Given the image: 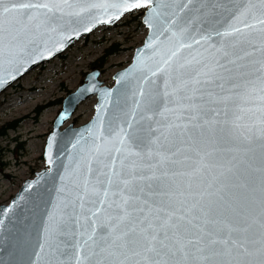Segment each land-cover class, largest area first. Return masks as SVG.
Segmentation results:
<instances>
[{
	"label": "snow or ice",
	"instance_id": "6c2138e0",
	"mask_svg": "<svg viewBox=\"0 0 264 264\" xmlns=\"http://www.w3.org/2000/svg\"><path fill=\"white\" fill-rule=\"evenodd\" d=\"M91 9L147 13L135 83L122 74L133 105L118 93L105 123L102 102L88 138L71 141L78 152L27 264H264V0H0V67L23 70L40 43L36 55L51 56ZM217 9L230 17L223 31H202Z\"/></svg>",
	"mask_w": 264,
	"mask_h": 264
},
{
	"label": "rangeland",
	"instance_id": "374dc122",
	"mask_svg": "<svg viewBox=\"0 0 264 264\" xmlns=\"http://www.w3.org/2000/svg\"><path fill=\"white\" fill-rule=\"evenodd\" d=\"M143 15L144 11H136L115 27H100L0 94V206L8 204L23 182L45 167L44 146L62 109L59 100L82 84L93 70L91 65L108 48L120 45L121 50L108 56L101 68L100 80L111 87L114 74L130 64L134 50L147 35ZM95 103L94 96L82 103L70 122L87 123ZM11 124L14 128H7Z\"/></svg>",
	"mask_w": 264,
	"mask_h": 264
},
{
	"label": "water",
	"instance_id": "95a60500",
	"mask_svg": "<svg viewBox=\"0 0 264 264\" xmlns=\"http://www.w3.org/2000/svg\"><path fill=\"white\" fill-rule=\"evenodd\" d=\"M83 2L99 3L103 2V0H83ZM196 2H198V0H196ZM206 2L213 3L214 0H206ZM218 2L230 5L231 3H239L241 0H218ZM134 11L137 10L124 12L111 20H109L106 16H98L101 12L100 9H91L88 12L81 13L79 16H72L70 18V23L65 26L75 28L80 32V34L78 36H72L67 42H65L63 48L55 49L51 56L42 53L37 56L36 53L40 52V50L45 47L43 43H40L39 47L36 49L29 50V53L32 56V61L25 65L23 70L12 71V69L7 65L0 67V94L16 84L32 70L58 56L63 55L75 43L91 35L98 28L113 27L126 15ZM93 16H98L100 22H93L88 31H83L82 29L84 27L89 26V19ZM187 18L191 19V16H188ZM146 19L147 13L145 11L142 23L147 28V35L143 43L134 50L130 64L114 74L113 86H106L104 82L100 80L102 75L101 70L94 69L85 76L82 84L74 92L70 93L63 99L62 109L53 122V128L48 134L44 146L43 158L45 161V167L36 172L33 178L25 180L19 191L12 197L8 204L0 206V219L5 221L6 229V231H0V236L7 237L5 241H0V260L4 261L5 264H8L10 261L15 262V264H27L29 259L36 260L34 252L38 250L39 242L43 237L45 218L47 217L48 212L53 209V205L56 202L57 189L60 187V174L65 171L63 166L70 163V154L74 156L76 152H78V148L73 149L71 141L76 140L80 136H83L86 139L88 138L87 129L92 127L93 123L97 119V106L102 102L106 104V110L100 111V115L104 119L105 123H107L113 115L118 93L121 106H123L126 110L132 107L133 87L132 84H128L127 89L125 90L124 84L121 82L123 79L122 74L129 73L130 75L128 80L135 83V76L137 73L132 71L135 63V57L137 52L143 48L148 35L151 33V30L144 23ZM229 19L230 17L227 13L221 9H217L215 14L203 17L202 23L199 24V27L202 31L214 28L216 31L222 32ZM196 24L197 21H193V25L195 26ZM238 26L239 25H237V27ZM54 40L55 37H53L52 41H49L47 45L49 49L52 48V42ZM212 41L216 42L217 37H212ZM10 71L12 72L13 77L11 79H9L6 75V73ZM108 89L113 92L111 102L104 100V90ZM93 96L96 97V103L94 105V114L92 118L87 123L80 126L70 122L78 107ZM49 140H53L51 147L53 160L52 164L48 163ZM29 184L32 185L31 188L29 187ZM6 209L8 211H5ZM22 219L24 220V225L26 226L28 233L26 238H24L22 233L18 231V229L22 227L20 224Z\"/></svg>",
	"mask_w": 264,
	"mask_h": 264
},
{
	"label": "trees",
	"instance_id": "16d2710c",
	"mask_svg": "<svg viewBox=\"0 0 264 264\" xmlns=\"http://www.w3.org/2000/svg\"><path fill=\"white\" fill-rule=\"evenodd\" d=\"M120 45L119 44H114L113 46H111L110 48H108L105 52L106 55H104L103 57H101L100 59L96 60L92 65V69H100L103 68V65L107 62V57L111 56L115 53H118L120 51ZM63 100H59L60 104H62ZM7 128H14V124H11L10 126H8ZM4 132V130H3ZM2 132V133H3ZM1 165V164H0Z\"/></svg>",
	"mask_w": 264,
	"mask_h": 264
}]
</instances>
